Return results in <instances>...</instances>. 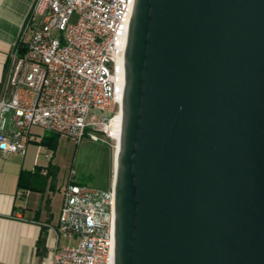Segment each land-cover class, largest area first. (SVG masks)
I'll return each instance as SVG.
<instances>
[{"label":"water","instance_id":"1","mask_svg":"<svg viewBox=\"0 0 264 264\" xmlns=\"http://www.w3.org/2000/svg\"><path fill=\"white\" fill-rule=\"evenodd\" d=\"M113 264H264V0H133Z\"/></svg>","mask_w":264,"mask_h":264},{"label":"built area","instance_id":"2","mask_svg":"<svg viewBox=\"0 0 264 264\" xmlns=\"http://www.w3.org/2000/svg\"><path fill=\"white\" fill-rule=\"evenodd\" d=\"M132 6L133 0L33 1L0 80V155L23 156L29 143L42 145L33 128L74 143L84 136L112 141ZM41 154L51 161L38 146ZM71 178L59 189L54 237L37 263L113 264L112 185L102 190Z\"/></svg>","mask_w":264,"mask_h":264},{"label":"crops","instance_id":"3","mask_svg":"<svg viewBox=\"0 0 264 264\" xmlns=\"http://www.w3.org/2000/svg\"><path fill=\"white\" fill-rule=\"evenodd\" d=\"M33 1L0 0V80ZM36 147V142L29 143L23 156L0 155V264H38L36 242L41 230L46 232L45 251L54 237L52 228L57 224L61 204L59 189L66 175L53 158L51 164L59 171L52 191L50 179L42 174L47 162L35 161ZM56 192L60 196L58 209L54 205ZM46 200L49 213L44 208Z\"/></svg>","mask_w":264,"mask_h":264},{"label":"rangeland","instance_id":"4","mask_svg":"<svg viewBox=\"0 0 264 264\" xmlns=\"http://www.w3.org/2000/svg\"><path fill=\"white\" fill-rule=\"evenodd\" d=\"M112 110L105 115H111ZM33 131L41 133L42 131L33 128ZM88 136L81 138L78 143H74L71 139L58 138L56 148L52 159L55 158L57 163L62 167V171L66 177L72 173L71 180L77 184H86L94 188L106 190L109 188L112 179L114 142L106 140V144L94 142L88 139ZM37 144L35 161L43 159V154L37 156V148L44 145ZM47 149V148H46ZM48 150V149H47ZM51 153V151L49 150ZM60 196L58 192L54 196L55 208L59 207Z\"/></svg>","mask_w":264,"mask_h":264},{"label":"trees","instance_id":"5","mask_svg":"<svg viewBox=\"0 0 264 264\" xmlns=\"http://www.w3.org/2000/svg\"><path fill=\"white\" fill-rule=\"evenodd\" d=\"M21 48V46H20ZM22 49V48H21ZM23 50V49H22ZM58 136L53 134H47L44 138L43 141H41L42 145L45 146L48 150L51 151V159L53 156V153L56 148V143H57ZM46 168V178H49L50 180V188L52 191L55 190L56 182H57V175H58V167L54 166L51 164V161L47 163ZM49 204L48 200L45 201L44 208L49 213ZM45 239H46V232L44 229L41 230V233L39 235V238L36 242V255L38 258H42L45 256L46 251H45Z\"/></svg>","mask_w":264,"mask_h":264},{"label":"bare ground","instance_id":"6","mask_svg":"<svg viewBox=\"0 0 264 264\" xmlns=\"http://www.w3.org/2000/svg\"><path fill=\"white\" fill-rule=\"evenodd\" d=\"M110 124H111L110 138L114 142V150H113L114 151V157L112 158L113 164H114V158H115V154H116V150H117V142H118L119 130H120V113L119 112H117L115 114V117L113 118V120ZM113 169H114V165H113ZM112 173H113V171H112ZM111 181H112V179H111Z\"/></svg>","mask_w":264,"mask_h":264}]
</instances>
